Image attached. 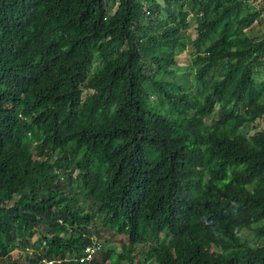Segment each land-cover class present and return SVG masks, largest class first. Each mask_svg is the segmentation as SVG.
I'll use <instances>...</instances> for the list:
<instances>
[{
  "label": "trees",
  "instance_id": "1",
  "mask_svg": "<svg viewBox=\"0 0 264 264\" xmlns=\"http://www.w3.org/2000/svg\"><path fill=\"white\" fill-rule=\"evenodd\" d=\"M262 120L264 0H0V264H264Z\"/></svg>",
  "mask_w": 264,
  "mask_h": 264
},
{
  "label": "rangeland",
  "instance_id": "2",
  "mask_svg": "<svg viewBox=\"0 0 264 264\" xmlns=\"http://www.w3.org/2000/svg\"><path fill=\"white\" fill-rule=\"evenodd\" d=\"M186 33L187 34H192L193 33V29L191 28V29L187 30ZM191 54H192V49L190 47V44L187 43V45L185 46V48L182 51V53L179 56H177V58H176L177 65L171 67V69H173V71H175L176 80L180 81L181 80V78H180L181 75L186 73L185 72L186 69L189 68V64H190V60H191ZM262 126H264V120H262L261 126L259 128H261ZM251 132H253L252 129H251ZM122 239L124 240V237H122ZM116 246L119 247L117 244H116ZM137 249H139V248H137ZM12 256L16 257L17 256V251H14L12 253Z\"/></svg>",
  "mask_w": 264,
  "mask_h": 264
},
{
  "label": "clouds",
  "instance_id": "3",
  "mask_svg": "<svg viewBox=\"0 0 264 264\" xmlns=\"http://www.w3.org/2000/svg\"><path fill=\"white\" fill-rule=\"evenodd\" d=\"M90 241V244L84 248L82 255L78 258V262L80 264L90 263L102 248L97 237L92 236ZM45 264H60V260L53 262L45 261Z\"/></svg>",
  "mask_w": 264,
  "mask_h": 264
}]
</instances>
